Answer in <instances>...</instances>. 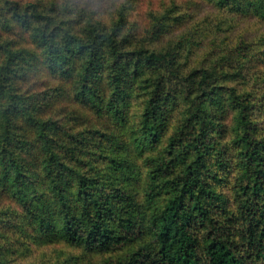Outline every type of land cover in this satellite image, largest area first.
I'll return each mask as SVG.
<instances>
[{
  "label": "trees",
  "instance_id": "trees-1",
  "mask_svg": "<svg viewBox=\"0 0 264 264\" xmlns=\"http://www.w3.org/2000/svg\"><path fill=\"white\" fill-rule=\"evenodd\" d=\"M0 0V264H264V0Z\"/></svg>",
  "mask_w": 264,
  "mask_h": 264
},
{
  "label": "rangeland",
  "instance_id": "rangeland-1",
  "mask_svg": "<svg viewBox=\"0 0 264 264\" xmlns=\"http://www.w3.org/2000/svg\"><path fill=\"white\" fill-rule=\"evenodd\" d=\"M105 3L109 2V0H103ZM157 0H143L144 4H153V2H156ZM144 4H142V10L146 7Z\"/></svg>",
  "mask_w": 264,
  "mask_h": 264
}]
</instances>
